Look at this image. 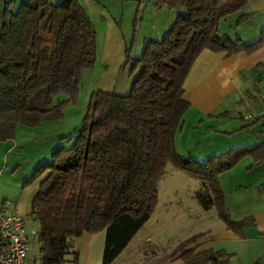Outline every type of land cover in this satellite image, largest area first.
Wrapping results in <instances>:
<instances>
[{
	"label": "trees",
	"instance_id": "16d2710c",
	"mask_svg": "<svg viewBox=\"0 0 264 264\" xmlns=\"http://www.w3.org/2000/svg\"><path fill=\"white\" fill-rule=\"evenodd\" d=\"M20 2L14 10L15 0H0L1 140L12 139L20 125L62 119L76 101L83 72L96 61L97 31L77 0ZM159 4L176 16L161 39L144 43L140 57L125 55L126 63L132 61L130 92L94 91L72 145L56 149L25 181L40 179L30 206L39 224L40 264H76L73 239L101 231L103 264H112L153 215L168 165L201 182L196 196L203 209L216 208L227 228L240 227L230 219L218 177L262 144L199 162L179 155L175 137L190 108L184 84L198 56L208 49L250 52L264 44V29L251 44L220 36V21L240 13L247 0ZM197 238L181 241L173 253L182 252L186 264L227 263L218 259L226 256L222 251L188 250Z\"/></svg>",
	"mask_w": 264,
	"mask_h": 264
},
{
	"label": "crops",
	"instance_id": "0c3cea01",
	"mask_svg": "<svg viewBox=\"0 0 264 264\" xmlns=\"http://www.w3.org/2000/svg\"><path fill=\"white\" fill-rule=\"evenodd\" d=\"M77 1L84 8L97 31L95 65L83 72L80 85L81 91L83 86L86 87L88 84V93L83 96V103H81V108L86 111L94 91L103 90L125 95L130 92L133 82V76H130L129 72L130 64L126 66L124 73H120L123 64L126 63L125 34L117 25V18L105 9L153 8L156 12L159 8V12H163L164 9L167 10V7L159 4V0ZM168 11L166 16L173 15V18L176 16V13L172 14L173 12L169 9ZM158 24L160 25L158 28L164 31H156V34L163 35L166 31L164 26L167 25L166 23ZM263 29L264 0H247L246 7L240 13L220 21L219 34L223 38L240 39L244 44H251L258 40ZM184 90V99L190 104V108L186 111L183 128L176 137L180 134L184 135L187 120L193 114L192 123L188 126L193 125L192 129L202 127L206 133L213 135V143L209 145V149L197 153L200 157L209 156L210 153H207L209 150L213 156H216L230 150L247 149L262 144L253 155L248 154L238 161L235 167L239 168L244 162L250 161V167H247V170H250L249 172L257 170L260 175V185L253 197L244 202L241 201L239 205L236 202L226 201L230 219L239 222L240 227L227 228L225 223L216 222V220L213 226L209 224L205 227L198 226L192 233L193 236L198 235V238L187 249H193L195 254L204 251L215 253L222 251L226 256L218 259L219 261L228 259L224 264H264V160L260 161V158L264 159V44L250 52L246 50L230 55L226 52L204 50L191 67L185 80ZM80 91L79 102L77 100L76 105L82 102ZM206 118H210L207 123ZM12 147H15V144L6 151V153L9 152L6 154V164L9 162L8 159L14 157L11 156L14 151ZM176 148L182 158L188 159L191 156L199 160L197 155L194 156L188 150L181 151L177 142ZM51 152L52 150L47 151V157ZM46 155L45 158H47ZM11 160L10 165L13 162ZM30 169L29 172L32 173L34 168ZM19 170L16 167L14 174L16 175ZM31 173L27 171L22 182H25ZM22 174L24 171L20 172V175ZM39 180L21 187L20 192L12 200L3 196L0 206L9 204L23 218L31 216L36 220L30 206L39 188ZM220 184L222 188V183ZM211 219H214L213 216ZM147 222L112 264L118 262L135 264V260L141 253H143L144 264H186L181 257L182 252L173 253V246L170 247V251L165 250L169 247L160 245V240L158 241L151 232L140 234ZM105 241L106 231L96 234L84 233L74 238L73 250L78 253L76 264H103ZM144 245L150 248H147V252H140ZM71 258L72 256L68 255V259ZM28 262L32 264L29 258ZM207 264L216 263L208 262Z\"/></svg>",
	"mask_w": 264,
	"mask_h": 264
},
{
	"label": "rangeland",
	"instance_id": "374dc122",
	"mask_svg": "<svg viewBox=\"0 0 264 264\" xmlns=\"http://www.w3.org/2000/svg\"><path fill=\"white\" fill-rule=\"evenodd\" d=\"M20 3V0H15L12 9L16 10ZM2 9L3 4L0 3V13ZM105 11L117 18V25L126 37L125 43L127 42V44L124 46L125 55L127 54L131 59L142 55L144 43L147 40L161 39L162 35H157L156 31L164 30L158 28L160 26L158 23H166L165 25L167 26H164L166 27L164 29L167 30L175 19L173 15H165L166 12H169L168 9L159 12V8H157L155 12L153 8H106ZM152 11L155 13L153 12L152 14ZM172 14H175V12ZM124 64L120 73H124L126 66L132 64V61ZM87 86L88 84H86V87L84 85L80 91V94L82 93V96H80L82 102L78 105L75 104L77 100L79 102L78 94L75 103H71L65 107L62 119L43 122L36 127H21L20 125L17 127L12 139H0V200H2L3 196L11 198V200L13 197H16V194L20 192L19 189L26 186L25 182H22V179L25 177L27 171L31 173L29 172L31 171L30 168L33 167L34 170L30 175L28 174L29 177L41 164L50 161L51 154L60 148V146L67 147L72 145L74 138L71 141L69 140L75 136V131L81 127V121L85 112L81 108V103H83V96H86L88 93ZM84 87L85 90L83 91ZM60 96L56 99H64L65 97L64 94ZM193 117V114H191L187 120V129L184 135L180 134L176 137V142L179 148L182 149L181 151L188 150L194 156L197 155L196 157H199V162H205L213 156L210 152L211 150L207 151L210 155L208 154L209 156H205L204 158L200 157L197 153L201 152V150L209 149V145L213 143V135L212 133H206L202 127L192 129L193 125L188 126V124L192 123ZM209 119L206 118L205 122L207 123ZM14 144L15 147H12L14 151L11 155L14 157L10 156L11 158L8 160L9 162L13 158L15 160H11L13 161L11 165L9 162L6 164V154L9 153H6V151L10 146H14ZM50 150L52 152L47 157V151ZM45 155L47 158H45ZM188 159L195 160L191 156ZM16 167L20 170L15 175L14 170H16ZM247 167H250V161L244 162L239 168H235L234 171H231L233 169L231 168L219 175L218 179L222 183V190L226 201L236 202L239 205L241 201L244 202L255 195L260 185V175L257 170L249 172L250 170H247ZM21 171H24V174L20 175ZM201 187L200 181L190 177L183 171L175 169L172 165H168L165 174L158 183V201L155 211L140 234L151 232L153 236H156L158 241L160 240V245L169 247L165 250L170 251V247L177 248L181 241L193 237L192 233L196 227H205L208 224L213 226L215 220L222 223L223 221L218 217L216 208L207 211L201 206L196 196ZM212 216L214 219L210 220ZM24 220L31 240L28 258L32 264H40V244L37 237L39 224L31 216H25ZM147 248L150 247L144 245L143 249L139 251L147 252ZM158 249H161L160 246ZM142 254L138 255V259L134 262L135 264H144L145 261L142 260Z\"/></svg>",
	"mask_w": 264,
	"mask_h": 264
},
{
	"label": "built area",
	"instance_id": "2783aa9c",
	"mask_svg": "<svg viewBox=\"0 0 264 264\" xmlns=\"http://www.w3.org/2000/svg\"><path fill=\"white\" fill-rule=\"evenodd\" d=\"M23 216L9 204L0 206V264H31L28 262L30 235Z\"/></svg>",
	"mask_w": 264,
	"mask_h": 264
}]
</instances>
